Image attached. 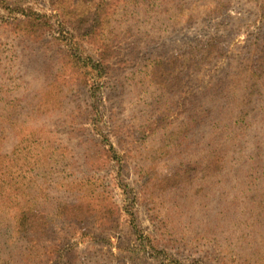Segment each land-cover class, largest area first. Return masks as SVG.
<instances>
[{
	"label": "rangeland",
	"instance_id": "374dc122",
	"mask_svg": "<svg viewBox=\"0 0 264 264\" xmlns=\"http://www.w3.org/2000/svg\"><path fill=\"white\" fill-rule=\"evenodd\" d=\"M53 1L64 13L88 12L100 2L28 0L25 7L52 17ZM107 1L108 13H116L103 28L112 45L104 78L70 58L48 31L34 41L0 23V184L7 183L0 205L10 207L11 217L14 203L28 195L49 215L60 203L92 207L90 216L73 220L79 228L55 223L59 238L71 236L60 261L49 260L48 241L35 237L44 264H264V229L256 217L262 208L245 212L246 202L221 190L237 188L238 180L233 186L220 176L210 180L203 160L195 166L205 154L196 143L218 123L208 127L206 119L191 127L189 120L192 85L202 104L215 108L219 98L209 99L220 93L218 82L238 83L245 46L262 33L264 0ZM213 37L224 56L197 73L177 64L183 84L176 83L173 58L188 61ZM82 50L98 59L90 44ZM259 111L253 124L263 121L262 128L247 132L248 153L256 143L264 147V103ZM217 141L231 149L244 144L229 128ZM229 167L226 173L238 169L239 160ZM177 171L183 173L179 181L171 177Z\"/></svg>",
	"mask_w": 264,
	"mask_h": 264
},
{
	"label": "trees",
	"instance_id": "16d2710c",
	"mask_svg": "<svg viewBox=\"0 0 264 264\" xmlns=\"http://www.w3.org/2000/svg\"><path fill=\"white\" fill-rule=\"evenodd\" d=\"M27 1L0 0V10L5 12L3 15L0 13V23L12 33H16L18 30L19 32L22 31L23 38L33 39L34 41L40 40L43 35L42 30L48 31L58 43L68 49L70 58H73L86 69L91 68L96 73L97 79L106 76V70L110 68L106 63L112 45L109 43L110 39L104 38L103 28L110 24L109 18L111 19L116 13L114 11L112 16L108 13L109 3L107 0H99L100 2L94 4L88 12L84 11L81 13L76 8L64 13L58 3L53 1L51 6L52 9L57 11V14L52 17L33 8L25 7ZM83 1L87 2V4L93 2V0ZM127 2L128 0L125 1V4ZM260 10H262L261 20L263 21L262 33L253 36L248 41L249 44L245 46L248 53L247 58L244 60L245 62L239 64L238 83L236 84L235 80L228 78H223L218 82L216 91L220 93H214L209 99L210 102H213L215 98H219V104L215 108H209V104L204 101L202 104V98L197 92V86L192 85L190 92H193V106L190 110L189 120L191 127L204 122L206 119H210L206 120L210 122L207 125L208 127H211L213 121L218 123L212 128H206L207 135L204 140L201 143H196L198 147L201 144L205 146V154L195 161V166H200L201 160H203L202 162L205 164V170L210 180L212 177L220 176L230 186H233L234 182L238 180L239 185H237V188H221L222 193L226 197L234 196L235 201L240 202L243 200V203L246 202L245 212L251 211L253 213L255 210L262 208L260 212L256 213V217L261 219L257 227L261 226L263 230L264 147L256 143L251 153L246 152V147H244L246 145L247 132L254 127L262 128L263 124V121L260 123L256 121L255 125L253 124L255 117L260 114V106L264 103V3ZM86 43L90 44L92 48L95 47L94 53L98 59L94 60L92 56L85 57L83 55L82 47ZM223 56L224 50L220 46V40L213 37L199 50H193L188 61L184 59L185 56L183 55L173 58L172 71L175 82L177 83L178 80L181 86L183 84L180 78L182 71H178L177 64H182L183 68H192L194 73H197L202 69V66L216 63ZM158 65L164 66L165 69L169 68L168 65L161 61L158 62ZM177 71L178 74L176 73ZM86 74H88V71ZM98 89L100 88L90 89L91 99H95ZM238 93H240V96H235ZM178 105V109H181V104L178 103ZM35 106H33L32 110ZM223 121L227 122L224 126L220 125V122ZM11 123L14 124L13 121ZM214 128L215 131L212 134ZM228 128L238 134L239 141H244L243 145L239 142L238 148L231 149L232 145L222 144V142L217 141V137L222 138ZM98 134L102 137L104 143H107V138L100 131ZM108 153L116 156L112 147H110ZM236 159L239 160L238 169H235L232 173H226V170L230 168L229 164ZM4 169H6L4 173H8L9 176L8 182L9 180L11 182L9 169ZM186 172L188 170H185ZM171 177L179 181L183 178V173L177 171ZM211 183L213 182L211 181ZM6 185L7 183L3 184V182L0 184V193H2V188H5ZM228 190H232L231 193ZM31 202L29 195L25 199L15 202L12 208V210H16L15 217H11L9 206L2 208L3 205H0V264H44L43 258L38 260L39 255L34 249V240L37 236L49 243V246L44 249V251H47L45 256L49 260L58 258L60 261L63 258L62 247L69 243L71 236L63 233L65 234L63 239L59 238L55 234L56 232L53 231L55 223L63 220L65 223H73V225H68L73 229L79 228L81 222L74 224L73 220L84 215L90 216L93 212L92 207L84 203H60L55 214L49 215L38 210V207ZM225 207V211L229 210L227 204H224ZM84 211L85 214H83ZM81 212L82 214L79 215ZM13 251H15V254ZM31 256H33L32 261L30 260Z\"/></svg>",
	"mask_w": 264,
	"mask_h": 264
}]
</instances>
